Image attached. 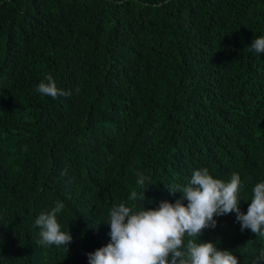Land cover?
Segmentation results:
<instances>
[{
    "label": "trees",
    "instance_id": "16d2710c",
    "mask_svg": "<svg viewBox=\"0 0 264 264\" xmlns=\"http://www.w3.org/2000/svg\"><path fill=\"white\" fill-rule=\"evenodd\" d=\"M261 36L264 0H0V264H89L133 189L174 203L205 167L240 175L246 213L264 181ZM47 74L71 95H41ZM56 201L73 239L38 245ZM215 219L198 241L254 264L264 237Z\"/></svg>",
    "mask_w": 264,
    "mask_h": 264
},
{
    "label": "clouds",
    "instance_id": "9594fccd",
    "mask_svg": "<svg viewBox=\"0 0 264 264\" xmlns=\"http://www.w3.org/2000/svg\"><path fill=\"white\" fill-rule=\"evenodd\" d=\"M256 53H264V36L250 44ZM53 99L69 96L70 91L58 87L51 74L44 77L36 89ZM79 92V89H76ZM137 186L143 188L149 179L137 174ZM149 188V187H148ZM148 188L138 193L133 189L130 203L121 202L109 210L110 241L89 253V264H239L231 250L217 247L212 241H198L204 229L216 226V216L236 214L241 229H250L264 237V181L253 188L247 212L240 208L241 177L233 173L228 181L215 178L208 168L195 170L187 186L173 192L183 195L174 203L162 201L156 208H146L144 201ZM187 201L185 204L184 201ZM65 207L61 201L35 219L39 227L38 245H69L73 237L62 231L57 214ZM264 261V250L254 264Z\"/></svg>",
    "mask_w": 264,
    "mask_h": 264
}]
</instances>
